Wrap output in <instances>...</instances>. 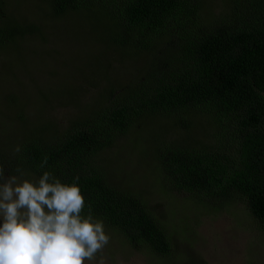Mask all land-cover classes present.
Listing matches in <instances>:
<instances>
[{
    "label": "trees",
    "instance_id": "obj_1",
    "mask_svg": "<svg viewBox=\"0 0 264 264\" xmlns=\"http://www.w3.org/2000/svg\"><path fill=\"white\" fill-rule=\"evenodd\" d=\"M202 2L50 0L53 15L103 9L112 51L128 62L142 59L136 67L142 71L118 86L94 84L92 109L82 107L61 129L48 120L26 126L39 133L18 138L2 153L14 167L37 177L49 171L71 183L79 176L94 218L157 257L171 253L162 221L142 193L113 183L103 164L101 150L121 134L138 136L143 157L155 160L162 186L211 212L238 198L264 235V0H227L205 16ZM0 23L1 46H13L16 36L32 28L7 13ZM87 77L79 76V83ZM69 87L77 98L76 86ZM161 118L184 130L197 121L202 132H213L212 139L183 142L162 127L148 131V121Z\"/></svg>",
    "mask_w": 264,
    "mask_h": 264
},
{
    "label": "rangeland",
    "instance_id": "obj_2",
    "mask_svg": "<svg viewBox=\"0 0 264 264\" xmlns=\"http://www.w3.org/2000/svg\"><path fill=\"white\" fill-rule=\"evenodd\" d=\"M0 2V22L7 13L15 20L24 19L27 25H32L24 36L14 38L13 46L0 44L2 183L12 175H19L17 168L6 161L8 156L2 154L4 149L18 138L39 133L28 132L30 129L26 126L48 120L56 123V129L63 128L80 114L82 107L84 111L92 109L89 108L93 103V99L89 100L90 95L98 88L94 84L107 87L124 84L133 78L137 69L142 71L136 67L143 60L136 58L135 62H128L112 51L114 48L108 44L111 42L107 15L103 9L79 8L53 15L50 0ZM226 3L227 0H203L200 12L203 16L214 13ZM3 25L6 27L5 22ZM148 60L154 62L151 57ZM84 75L90 80L83 79L79 83V76ZM69 84L76 86L77 98L69 94ZM79 84L80 88L77 87ZM161 119L148 121V131L162 127L169 137L183 142L190 137L199 138L200 143L212 139L208 136L213 132L210 135L202 132L197 121L184 130L171 125L170 120ZM133 140L130 135L118 136L101 150L103 164L110 171L113 183L143 194L141 199L167 230L171 253L153 256L142 248L129 245L104 226L111 237L102 254L105 264L264 263V235L238 198L225 201L211 212L194 203L185 193L168 190L161 185L160 172L153 169L155 160L143 157V144L138 136ZM21 169L26 173L21 179L38 178L31 171Z\"/></svg>",
    "mask_w": 264,
    "mask_h": 264
},
{
    "label": "clouds",
    "instance_id": "obj_3",
    "mask_svg": "<svg viewBox=\"0 0 264 264\" xmlns=\"http://www.w3.org/2000/svg\"><path fill=\"white\" fill-rule=\"evenodd\" d=\"M46 164L45 156L40 167ZM16 171L0 183V264H105L111 237L92 215L79 176L66 183L49 171L36 179Z\"/></svg>",
    "mask_w": 264,
    "mask_h": 264
}]
</instances>
